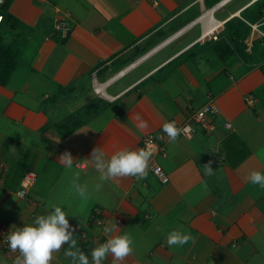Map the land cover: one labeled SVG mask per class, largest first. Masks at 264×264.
Wrapping results in <instances>:
<instances>
[{
  "label": "crops",
  "instance_id": "0c3cea01",
  "mask_svg": "<svg viewBox=\"0 0 264 264\" xmlns=\"http://www.w3.org/2000/svg\"><path fill=\"white\" fill-rule=\"evenodd\" d=\"M252 1L4 0L0 50L16 55V67L0 84V228L31 224L56 203L89 258L110 235L127 233L133 254L123 264H264V188L245 179L253 170L264 174V62L247 69L208 48L181 55ZM59 20L68 31L57 29ZM206 103L219 109L208 115L210 131L192 118ZM166 121L189 124L191 136L170 144ZM149 134L162 135L164 151L153 155L147 178L109 181L96 191L92 149L106 157L141 149ZM65 151L74 159L71 171L59 161ZM210 160L214 174L206 176ZM27 171L36 180L20 196ZM73 172L87 185V199L71 187ZM114 223L118 229L105 233ZM172 230L193 241L168 247ZM66 249L51 264H71ZM14 258L0 247V264Z\"/></svg>",
  "mask_w": 264,
  "mask_h": 264
},
{
  "label": "clouds",
  "instance_id": "9594fccd",
  "mask_svg": "<svg viewBox=\"0 0 264 264\" xmlns=\"http://www.w3.org/2000/svg\"><path fill=\"white\" fill-rule=\"evenodd\" d=\"M138 127L147 129L148 124L139 113L135 114ZM162 130L170 144L177 142V138L185 129L176 125L175 121H166ZM58 142V141H57ZM151 148L137 150L121 149L115 151L110 157L105 152L95 147L90 153V163L98 173V183L95 190L99 191L103 184L109 181L119 182L120 179L133 177L137 181L147 178L149 163L154 155ZM59 161L65 169L71 171L73 168V157L70 152L60 154ZM212 161L203 166L204 174L212 176L214 169ZM245 179L253 184L264 188V174L259 171H251ZM79 173L73 172L71 187L82 199H87L88 187L86 184L78 183ZM50 211L46 215H37L33 223L15 227L5 237V242L11 253H16L12 264H51L53 254L59 252L65 245V256L70 258L71 264H104L111 256V264H123L127 257L133 254V239L130 234L110 235L104 242L94 247L89 255L78 246L77 239L73 235L76 229L69 224L68 215L61 206L56 203L48 205ZM116 224L105 227L104 232L111 234L117 230ZM193 241L190 234L179 230H172L166 236L168 247L183 246Z\"/></svg>",
  "mask_w": 264,
  "mask_h": 264
},
{
  "label": "trees",
  "instance_id": "16d2710c",
  "mask_svg": "<svg viewBox=\"0 0 264 264\" xmlns=\"http://www.w3.org/2000/svg\"><path fill=\"white\" fill-rule=\"evenodd\" d=\"M210 6V5H209ZM264 32V0H254L239 11V16H232L223 23L216 34V39L194 43L181 55L184 59L194 56L205 48L211 49L224 63L239 59L247 68H254L264 62V41L251 25ZM252 36L251 46L247 49L245 40ZM8 50V49H7ZM16 55L6 49L0 50V84H5L16 67ZM76 124L67 126L66 132L76 128Z\"/></svg>",
  "mask_w": 264,
  "mask_h": 264
},
{
  "label": "built area",
  "instance_id": "2783aa9c",
  "mask_svg": "<svg viewBox=\"0 0 264 264\" xmlns=\"http://www.w3.org/2000/svg\"><path fill=\"white\" fill-rule=\"evenodd\" d=\"M4 0H0V4L3 3ZM0 19H1V14H0ZM57 29H60L63 32L68 31L69 26L67 24L66 21L64 20H59L56 22ZM252 29L254 31H257L263 38L264 41V32L260 31L257 28V24L255 25H251ZM212 34V33H211ZM212 39H216V34H212L211 35ZM251 40H252V36H250L248 39L245 40V43L247 44V49L250 48L251 46ZM97 91H102V87L98 86V88H95ZM244 101L249 104L252 105L254 102V97L251 94H247L244 97ZM219 113V109L218 107L213 104V103H206L204 105H202L199 109H197L193 115L192 118L206 131H210L213 128V125L208 121V115L211 114H218ZM227 127H229V123L226 124ZM182 129H185V131L182 132V136H186V137H190L191 136V126L187 123L182 124L181 126H178ZM164 136H166V134H164ZM167 137V136H166ZM162 139V135L159 136H155L153 134H149L143 137L142 142H141V146L142 148H151L152 150H154V153L157 152H161L164 151V147L163 145L159 142V140ZM214 160H218V159H214ZM151 171L152 173L162 182V183H166L169 178L168 175L165 173V171L162 169V167L157 164V163H152L151 166ZM36 180V173L33 171H27L24 173L22 181H21V188L18 191V195L20 196H24L26 191L29 189L30 186H32V184L34 183V181ZM102 220L101 219H96L95 223L97 225H101L102 224ZM9 232L6 231L3 228H0V247L3 248L5 251L10 252L7 243L5 242V237L7 236ZM11 254H15L16 253H11Z\"/></svg>",
  "mask_w": 264,
  "mask_h": 264
}]
</instances>
